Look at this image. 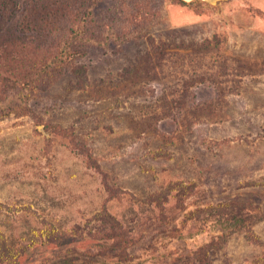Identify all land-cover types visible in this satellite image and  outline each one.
<instances>
[{
	"label": "rangeland",
	"instance_id": "rangeland-1",
	"mask_svg": "<svg viewBox=\"0 0 264 264\" xmlns=\"http://www.w3.org/2000/svg\"><path fill=\"white\" fill-rule=\"evenodd\" d=\"M43 2L50 26L1 18L0 38L20 19L69 56L0 107V264L263 256L264 0H100L72 37L55 12L71 4ZM100 213L130 232L128 259Z\"/></svg>",
	"mask_w": 264,
	"mask_h": 264
},
{
	"label": "trees",
	"instance_id": "trees-1",
	"mask_svg": "<svg viewBox=\"0 0 264 264\" xmlns=\"http://www.w3.org/2000/svg\"><path fill=\"white\" fill-rule=\"evenodd\" d=\"M55 1L58 2L59 0ZM67 1L71 4L70 6H56L55 12L61 16L65 14V10H67L68 12L66 22L69 23L71 20H74L75 23L80 24V27H82L85 25V16L89 7L95 6L100 0ZM44 5L45 2H43V0H0V35L5 32V29L3 28L5 22H3L1 19L4 14L8 15L7 17H10V15L14 16L20 14V16H22L21 20L24 21L22 23L33 24L35 29L37 24H41V27H44V25L46 26V24L47 26H50V22L46 21L51 15L53 8L48 9L47 11L44 9L48 7L43 8ZM21 6L23 7L24 11L22 10L20 12ZM39 12L41 14L44 13V15H47V18L41 22H28L30 17L28 16V13L37 14ZM12 19L16 18L12 17ZM19 20L18 22H13V24L10 25L12 29L11 34H6L3 38H0V85L2 86V88H0V107H8L9 104H11L12 97L17 96L16 94L19 93V98L24 96L28 90H32L33 86L37 87V82H39L41 78L47 76L52 70H55V66L58 64L64 62L67 63V58L69 56L68 49L66 50L63 48L60 50L61 53H59V57L58 55L54 57V52L51 48L48 50V48L41 46L38 43V41L41 40L40 37H44L43 35H39L42 28L38 27L37 33L32 32L30 36H25L26 34L23 33L22 30L20 31L18 28L19 26L24 25H21ZM69 24L70 25L67 28V33L70 35V37L76 36L78 32V26L75 28L74 24ZM17 29L18 33L16 32ZM51 31L53 32L52 28ZM63 50L65 52H63ZM18 65H22V67L18 69ZM66 66H68V64H66ZM73 69L75 70L76 76L79 78H82L85 74L82 66H74ZM2 73H6L7 76L2 75ZM11 89L13 91H17L12 96L10 92ZM11 107L6 113L10 112L12 109ZM1 113L4 114L5 110H2ZM95 219L101 220L103 222V227L98 230L99 236L97 238L109 242L112 240L113 244L110 249L116 251V254L114 255L120 260L128 259V247L134 245V240L129 234L130 232L125 230L113 216L107 213H100V215H98ZM108 225L110 226L107 228ZM246 235L248 240H251L253 237H257L251 229L247 230ZM0 252H3L2 247H0ZM205 259L206 258L201 255L197 261L199 264H209L207 261H204ZM242 264H264V254L261 257L245 261V263Z\"/></svg>",
	"mask_w": 264,
	"mask_h": 264
},
{
	"label": "water",
	"instance_id": "water-1",
	"mask_svg": "<svg viewBox=\"0 0 264 264\" xmlns=\"http://www.w3.org/2000/svg\"><path fill=\"white\" fill-rule=\"evenodd\" d=\"M182 1H184L186 3H191L193 1H201V2L213 3V1H215V0H182Z\"/></svg>",
	"mask_w": 264,
	"mask_h": 264
}]
</instances>
